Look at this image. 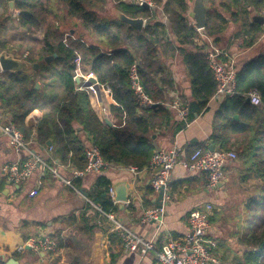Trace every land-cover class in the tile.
Here are the masks:
<instances>
[{
	"label": "trees",
	"instance_id": "trees-1",
	"mask_svg": "<svg viewBox=\"0 0 264 264\" xmlns=\"http://www.w3.org/2000/svg\"><path fill=\"white\" fill-rule=\"evenodd\" d=\"M9 1L0 0V11L10 15H14V10L19 11L14 15L18 29L28 33L44 29L39 60L55 53V58L62 64H58L45 85L38 88L35 87V75L5 72L0 78L1 115L7 116L6 121L18 127L27 141L45 145L48 139H53L52 156L55 161L84 167L85 144L73 126L77 123L89 141L100 148L107 162L114 166H147L156 149L153 135L172 122L175 124L174 132L185 126V121L176 115L178 121H174L172 112H175L165 106L176 87L171 60L177 53L182 57L188 77L190 99L181 95L188 107L186 121L209 109L217 82L208 67L204 46L194 41L199 31L191 23L187 0H154L167 21L158 16L157 8L116 0V8L127 16L145 19L146 25L141 31L115 16L102 15L106 0H12V11H9ZM208 1L211 5L207 8L203 32L213 42H220L219 35L229 21L224 10H229L230 20L241 23L236 34L240 38L239 47L253 45L264 32L263 26L251 19L253 12H261L264 0H220L217 6L214 0ZM57 10L61 15H57ZM50 15L52 19L48 18ZM70 22L73 26L67 29L66 24ZM77 25L83 29L79 36H76L74 28ZM86 33L90 35L89 40L85 39ZM78 54L82 65L90 69L104 89L109 90L111 125L98 117L87 91L76 88L74 59ZM135 62L144 91L156 103L149 108L140 107L131 87L129 71ZM234 68L235 93L226 97L214 111L210 140L227 149L232 140L242 138V148L251 161L246 177L261 180L258 196L247 202V208L257 223L245 240L255 249L250 250L240 264H264V52L247 57L239 54ZM57 80L59 90L52 93ZM254 89L260 94V105H253L246 98V94ZM49 95L52 99L47 101ZM37 108L42 111V116L33 133L24 120ZM196 148L205 149L206 144L190 145L188 154ZM46 160L52 163L50 159ZM79 182L76 179L73 184L77 187ZM110 186L111 179L101 174L89 195L105 212L118 209L108 197ZM74 218L73 214L60 218V221L73 223ZM49 238L55 241L56 250L71 245L61 229L50 232Z\"/></svg>",
	"mask_w": 264,
	"mask_h": 264
},
{
	"label": "crops",
	"instance_id": "crops-1",
	"mask_svg": "<svg viewBox=\"0 0 264 264\" xmlns=\"http://www.w3.org/2000/svg\"><path fill=\"white\" fill-rule=\"evenodd\" d=\"M187 1L189 17L194 26V20L190 14L195 0ZM219 2L220 0H214V4ZM203 3L206 8V15L207 6L211 2L203 0ZM156 8L159 11L158 16L167 21L161 7ZM226 13H230L229 10L225 11ZM255 13L261 15V12H253L251 16ZM4 14L3 11H0V16ZM229 16L228 23L233 31L227 33L225 44L221 45L220 42H213L212 38L203 32V28L199 31V36L194 39L195 43L204 46L205 51L213 47L223 50L234 64L239 58V54H242V57H247L258 52H264V32L253 45L244 48L238 46L240 38L236 37V34L241 23L234 25V27L232 25L233 20H230ZM8 18L13 20L16 34H22V29L16 27L15 16L8 14ZM251 19L254 20L252 17ZM260 25L264 27V23ZM166 33L167 38L170 39L169 31L166 30ZM27 54L28 52H25L15 57L25 58L32 62L41 61L38 58L29 59ZM55 68H57L56 65L48 64L34 71L38 87L45 85L46 81L49 80V75L54 72ZM171 70L176 85L174 92L180 98L181 95H184L187 99H190L188 77L182 57L178 53L171 60ZM4 73L0 70V78L3 77ZM75 76L80 79V84H76V88L87 90V87H83L86 82L84 74L79 75L78 72H75ZM59 86L57 80L56 87L51 92H57ZM103 91L104 88H101L98 95L94 91L93 96L88 94V97L98 117L102 120V113H104L112 123L113 117L109 111L111 98L108 95L109 93ZM51 99L52 95L46 98L47 101ZM225 99L226 96L214 95L210 99L209 109L196 115L193 120L185 121V126L181 130L174 132L175 124L172 122L153 135L155 148H171L173 146L179 148L177 163L170 176L168 190L170 199L165 204L161 226L156 221H141L143 210L157 205L155 202L159 194L151 187L152 173L149 169L139 168V171L133 173L128 166H114L96 173L98 176L103 174L109 177L111 186L118 182L129 184L127 199L130 200V204L125 205L123 201L118 200L114 203L110 199L113 205H117L118 209L108 212L114 213L116 220L132 233L145 238L154 237L156 241L155 248L146 254L124 252L118 233L114 230L113 221L104 214L103 208L95 204L92 197L89 196L98 176L95 180L92 179L94 180L93 185L90 182L91 179H87L86 175L84 178L79 179L80 182L77 187L74 185V188H71L66 186L63 181L69 174L66 170H62V174L60 173L61 175L58 178L45 173L41 177L42 186L40 191L34 197H29L27 193L34 186L36 178L41 175L39 170L27 183L19 186L12 185L3 176V164L16 160L22 162L30 155H39L45 161L50 159L52 163L49 164L48 161L47 163L53 165L55 160L52 156V143L54 141L51 139L52 143L50 145L47 142L45 145H41L34 140H28L27 149L15 153L8 145L7 137L1 132L5 124L12 122L6 121L7 116L1 115L0 111V264L44 263L48 251L31 248L27 242L38 237L49 238V233L58 229H61L63 235L71 241V245L55 250L50 258L52 261L50 264H77L76 262L73 263L75 254L83 264H155L156 251L164 236L181 237L184 235L188 229L187 217L189 212L193 209L203 208L207 204L211 205V211L208 216L209 228L206 239H212L216 243L212 254L224 264H240L246 254L255 249L245 240L251 235L257 223L254 220V215L247 208V202L250 198L258 196L259 185L262 184L258 178L246 177L251 161L248 157L240 156L239 148L243 146V141L239 143L240 145H237L238 151L234 147L228 146L227 149H232L238 153V160L234 159L226 162L224 167L225 177L221 181V185L210 186L206 174L189 171L179 163L189 156L187 149L190 145L202 142L206 144L207 148V145L213 144L210 140V134L214 111ZM172 114L174 116L173 120L176 121V114L173 112ZM41 116L42 111L37 108L25 117V125L33 133ZM73 126L79 132V136L85 144L84 146L92 143L89 141L87 134L82 131L80 125L75 123ZM213 145L215 148H221L219 145ZM49 146H52V150H49ZM56 162L59 161L56 160ZM250 182H253V184L251 185ZM23 189L24 193L21 194ZM63 189L69 191L70 195L64 194ZM73 214L75 216L73 223H62L60 221V218ZM75 228H77L78 234H70ZM72 237L79 242L75 245L76 253L72 251L74 247ZM19 247H22L21 250H19Z\"/></svg>",
	"mask_w": 264,
	"mask_h": 264
},
{
	"label": "built area",
	"instance_id": "built-area-1",
	"mask_svg": "<svg viewBox=\"0 0 264 264\" xmlns=\"http://www.w3.org/2000/svg\"><path fill=\"white\" fill-rule=\"evenodd\" d=\"M125 3L135 4L137 6H147L151 9L158 7L154 0H120ZM14 15L19 11L14 10ZM261 15L264 19V7L261 10ZM165 16V15H164ZM166 17V16H165ZM145 23V19H144ZM264 28V27H263ZM202 28H197L200 31ZM206 59L208 67L213 72L214 78L217 82V87L214 95L231 96L235 93L236 88V74L234 63L232 59L223 50L213 47L206 51ZM77 68L81 64V57L78 54L74 59ZM95 77L92 72L87 74L86 80L89 77ZM129 78L131 87L139 99V105L142 108H149L154 105V101L144 91L137 73V63L135 62L129 71ZM97 79V78H96ZM99 87L104 88L99 84ZM92 87L95 91V83H90L87 89ZM93 91V92H94ZM109 93L108 89H104ZM172 98L165 103L168 109L175 112L179 119L186 121L187 116V102L182 100L176 92H172ZM249 102L253 105L261 104V97L257 90H251L246 94ZM2 134L7 137V143L10 148L15 152H21L27 149V140L23 132L16 127L13 123L5 124L2 129ZM52 150V146H49ZM179 148H163L157 147L150 157L148 165L143 167L150 170L152 173L151 187L155 192L163 191L160 204L146 208L142 212L141 221H156L159 226L163 223V215L165 212V204L170 199L168 193L170 186V176L172 169L177 163V156ZM83 156L85 165L82 168L76 167L69 162H53L49 165L47 161L43 160L39 155H30L22 162L8 161L3 164V176L14 186L27 183L37 170L41 175L36 178L34 186L28 191L29 197L36 196L42 186L41 177L45 173L51 174L53 177H60L62 170H66L69 174L64 179V184L68 187L74 188L73 181L76 179L84 178L89 173H100L106 168L114 167L113 164L107 162L100 151V148L94 144L84 146ZM237 153L232 149L215 148L209 150L208 148L194 149L186 159L181 160L179 163L186 169L192 172L204 173L207 175L208 184L216 186L225 177L224 167L227 161L234 160ZM128 168L136 173L140 169L136 166H128ZM109 198L116 203V195L113 186L108 188ZM125 205L130 204V200L123 201ZM211 211V205L207 204L203 208L193 209L189 212L187 217V232L181 237H174L172 235H165L161 245L156 251L155 264H224L213 254V248L216 246L214 240L206 239V234L209 228L208 216ZM105 212V211H104ZM109 219L113 221L114 230L118 233L121 240V245L126 253H141L146 254L155 248L154 237L145 238L143 236L132 233L127 230L121 223H119L114 213H104ZM158 226V227H159ZM27 244L34 249L54 252L56 250L55 241L47 237H38L30 239ZM22 247H19L21 250Z\"/></svg>",
	"mask_w": 264,
	"mask_h": 264
},
{
	"label": "rangeland",
	"instance_id": "rangeland-1",
	"mask_svg": "<svg viewBox=\"0 0 264 264\" xmlns=\"http://www.w3.org/2000/svg\"><path fill=\"white\" fill-rule=\"evenodd\" d=\"M210 5L211 4L209 3L208 6H210ZM214 5L217 6V4H214ZM104 6H105L104 9L101 11L102 15H104L106 17L115 16L113 13V10L116 8V2L114 0H106V3ZM219 10L223 11L221 8H219ZM226 14H228L227 16L230 15V13H226ZM57 15L58 16L61 15L60 10H57ZM48 18L52 19L53 17H52V15H50V17H48ZM12 21L13 20L8 18L7 13L0 16V50L5 51L6 53H9V54H13V56L22 55L23 53L28 52L27 55L30 58H32V59L38 58L39 59L40 58V54H39L40 47L42 45L41 39L43 37L44 29L41 28L34 33H28L25 30H22V34L18 35V34H16V29H15ZM239 23H240L239 21H237V22L233 21L232 25L233 26L238 25ZM144 24L146 25V23H144ZM70 26H73V24L71 22L66 24L67 29ZM74 28L77 31L76 36H79V34L80 35L83 34L82 33L83 29L80 26L77 25V26H74ZM229 31H233V30H232L231 26H229V23H227L225 32L223 31L224 34L222 32L220 35V44L221 45L225 44V42H227L226 38H227V33ZM85 39L86 40L90 39V35L88 33L85 34ZM50 64L58 66V64H62V63H61L60 59L54 58ZM75 71L78 72L79 75L84 74L85 80H86L87 74L90 73V69L88 67H84L82 65H80L79 68H77V66H76ZM100 88H102V87H100ZM86 91L89 95L93 94V91H91L89 89H87ZM103 92L106 93V91H103ZM241 141H242V138L237 137L235 141L232 140L229 147H234L236 149V151H238L237 145H240L239 142H241ZM239 150H240V156L247 157V153H246V151L244 152V149L242 147H240ZM235 160H238V153H237V158ZM97 176L98 175L96 173H89L87 175V179L90 178L91 179L90 182L93 185L94 180L96 179ZM92 179H94V180H92ZM250 184L252 185L253 182H250ZM88 189H91V188H88ZM23 193H24V189L21 190V194H23ZM63 193L70 195L69 191H67L65 189H63ZM70 234H73V235L78 234L77 228H75L74 231L71 232ZM72 239L74 241V247L72 248V251H74L76 253L77 249H76L75 245L78 244L79 242L76 239H74V237H72ZM52 255H53V252H47V254L45 256V261L42 264L52 263V261L50 259ZM75 262L77 264H83L82 261L79 259V257L76 254L73 256V263H75Z\"/></svg>",
	"mask_w": 264,
	"mask_h": 264
},
{
	"label": "water",
	"instance_id": "water-1",
	"mask_svg": "<svg viewBox=\"0 0 264 264\" xmlns=\"http://www.w3.org/2000/svg\"><path fill=\"white\" fill-rule=\"evenodd\" d=\"M144 7H148L147 4L143 5ZM13 10V1H9V11ZM205 5L203 3V0H195L194 1V5L191 11V18L194 20V27L196 28H204L205 25ZM113 13L115 15V17L117 19H119L120 21L126 22L128 25L134 27L136 30L141 31L143 29L144 26V19L142 17H129L127 16L125 13H123V11H121L118 8H115L113 10ZM252 18L260 23L263 24L264 23V19L262 17V15L255 13ZM56 57V54L54 53L53 55H47L45 56L41 61L38 62H32L29 61L25 58H19V57H15L13 56V54H9L6 53L5 51H0V70L3 72H22V73H26L29 74L31 77L34 76V71L42 68L45 65H48L51 63V61ZM74 80L76 82V84H80V79L78 76L74 77ZM90 83H95V91L97 93V95L100 92V87L97 84V79L96 77H89V79L83 84V87H87L90 85ZM35 87L38 88V84H35ZM247 100H249L247 98ZM154 105H156V103H154ZM238 116L236 115L235 118H237ZM102 120L111 125V121L107 118V116L102 113ZM52 143L51 139H49L47 141V144L50 145ZM214 145L213 144H209L207 145V148L209 150H213L214 149ZM222 182L220 181L218 183V185H221ZM114 191H115V195H116V200L118 201H125L127 199V195L129 192V184L125 183V182H118V183H114L113 185ZM162 193L163 191L160 190L159 194H158V198L156 200V204H160V199L162 197ZM11 260V259H10Z\"/></svg>",
	"mask_w": 264,
	"mask_h": 264
},
{
	"label": "bare ground",
	"instance_id": "bare-ground-1",
	"mask_svg": "<svg viewBox=\"0 0 264 264\" xmlns=\"http://www.w3.org/2000/svg\"><path fill=\"white\" fill-rule=\"evenodd\" d=\"M86 77H87V76H86ZM88 89L91 90V91H94L92 87H90V88H88Z\"/></svg>",
	"mask_w": 264,
	"mask_h": 264
}]
</instances>
